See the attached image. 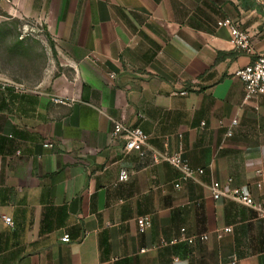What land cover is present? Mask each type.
<instances>
[{
  "label": "crops",
  "instance_id": "0c3cea01",
  "mask_svg": "<svg viewBox=\"0 0 264 264\" xmlns=\"http://www.w3.org/2000/svg\"><path fill=\"white\" fill-rule=\"evenodd\" d=\"M5 1L47 28L50 48L36 83H0V264H264V218L210 189L233 178L264 205V95L245 101L236 75L264 54V0ZM227 19L255 53L230 43ZM112 118L150 135L146 156L124 152ZM154 151L205 173L178 190Z\"/></svg>",
  "mask_w": 264,
  "mask_h": 264
},
{
  "label": "built area",
  "instance_id": "2783aa9c",
  "mask_svg": "<svg viewBox=\"0 0 264 264\" xmlns=\"http://www.w3.org/2000/svg\"><path fill=\"white\" fill-rule=\"evenodd\" d=\"M225 23L230 28V43L241 51L248 53H255L254 45L252 42V36L250 32L243 29L238 22H233L227 19ZM236 75L244 83L245 101H251L261 95H264V54H258L256 59L240 68ZM6 84L3 83V87ZM186 94V92H183ZM113 120V133L114 138H121L125 142L124 152L126 154L132 152H138L141 156H146L149 149L150 135L146 133L142 128L134 127L122 120L112 118ZM238 120L235 119L231 122L227 130V136L233 135L234 127L238 125ZM48 147H52L51 143L45 144ZM153 159L156 164L161 162L170 163L179 172L178 178L173 181V185L176 189H182L186 184L192 181H197L205 173V169L194 167L191 162L183 156L181 152H153ZM130 172L126 169H122L119 175V181H128L130 179ZM233 178H230L227 183L222 184L219 181H214L211 186V193L215 200L222 198H228L242 203L245 206L251 207L258 212V214L264 218V205L255 199L250 186H232ZM256 187L261 189L262 183L257 182ZM5 221L14 226V221L11 217H5ZM139 230L146 232L152 227V217L150 215H144L137 218ZM233 231L232 226H226L224 228H218L214 231L215 235L221 239L226 233ZM210 238V233L194 234L192 236L183 237L182 241L188 244H196L197 242H204ZM62 240L69 242L70 236L66 234ZM236 263V259L233 264Z\"/></svg>",
  "mask_w": 264,
  "mask_h": 264
},
{
  "label": "rangeland",
  "instance_id": "374dc122",
  "mask_svg": "<svg viewBox=\"0 0 264 264\" xmlns=\"http://www.w3.org/2000/svg\"><path fill=\"white\" fill-rule=\"evenodd\" d=\"M9 4L0 0V83L14 84L7 78L10 76L21 83L33 85L38 81V72H33L37 67L33 64H38L39 50L50 48L49 33L46 27L33 19L11 16L6 10ZM26 57L31 66L29 68L27 63L24 69L23 59Z\"/></svg>",
  "mask_w": 264,
  "mask_h": 264
}]
</instances>
